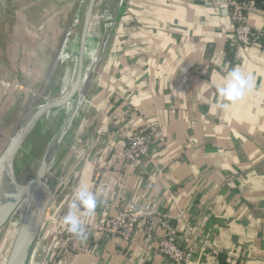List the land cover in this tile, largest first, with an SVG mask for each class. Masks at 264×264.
Listing matches in <instances>:
<instances>
[{"label": "crops", "instance_id": "obj_1", "mask_svg": "<svg viewBox=\"0 0 264 264\" xmlns=\"http://www.w3.org/2000/svg\"><path fill=\"white\" fill-rule=\"evenodd\" d=\"M21 3L31 29L25 40L40 45L67 0ZM221 6L220 0H128L71 153L73 166L92 141L95 147L70 196L75 168L58 190L42 246L57 231L67 197L72 202L76 191L87 188L98 199L94 214L81 216L84 226L122 209L151 210L176 225L182 247H193L191 264H264V47H235ZM249 22L263 29L264 11L256 10ZM67 43L71 57L77 35ZM19 44L20 37L14 46ZM90 45L94 55L97 44L91 39ZM7 56L0 47V120L21 93L3 67ZM236 67L252 77L253 86L222 107L217 89ZM12 91L16 97L9 100ZM146 123L161 129L160 140L150 158L125 162L121 129L130 133ZM8 228L13 235L15 225ZM84 243L89 252H68L59 264H174L158 254L157 241H146L141 225L130 240L94 235ZM48 261L41 250L34 264Z\"/></svg>", "mask_w": 264, "mask_h": 264}, {"label": "water", "instance_id": "obj_2", "mask_svg": "<svg viewBox=\"0 0 264 264\" xmlns=\"http://www.w3.org/2000/svg\"><path fill=\"white\" fill-rule=\"evenodd\" d=\"M22 1L0 0V47L8 54L7 64L3 67L8 68L9 82L17 83L21 90L12 105L7 106L10 109L5 119L0 120V191H4L0 199V236L9 229V225H15L0 264H34L41 250L47 252V259L50 256L55 239L63 228L61 217L72 196L65 200L57 231H51L50 241L45 247L41 243L48 228L51 209L72 168H75L76 175L67 184L69 196L77 187L89 161L88 153L95 147L92 141L88 153L73 166V147L90 113L111 39L128 5V0H67L65 6L56 12L58 21L53 32L41 40L40 45H32L31 40H25L31 36V29L28 18L21 17L25 13ZM220 1L221 14L229 17L235 31L229 2ZM76 35L79 42L74 83L64 98H60L62 92L49 98L46 92L48 87L51 89L50 83L55 78L59 54L67 39ZM18 37L20 44L16 48L14 42ZM90 38L97 44V58L85 79V55ZM27 47L31 50L30 54ZM17 52L18 57L15 58L13 53ZM15 93H10L13 97L9 100L16 97ZM74 99L76 103L65 119L48 123V114L60 110ZM44 123L54 127V131L47 133L42 128Z\"/></svg>", "mask_w": 264, "mask_h": 264}, {"label": "built area", "instance_id": "obj_3", "mask_svg": "<svg viewBox=\"0 0 264 264\" xmlns=\"http://www.w3.org/2000/svg\"><path fill=\"white\" fill-rule=\"evenodd\" d=\"M231 20L235 25V47H264V28H254L249 18L256 9L253 4L246 0H228ZM123 137V158L127 163H134L143 158H150L152 147L162 135L161 129L146 123L134 132L120 131ZM141 225L145 239L148 242L157 241L159 255L169 259L174 264H191L194 257L193 247H182L178 242V229L166 215L151 210L139 209L131 211L122 209L120 213L111 219L85 226V237L78 238L69 233L65 226L58 233L52 247L48 264H59L62 257L68 253H87L90 249L85 245V240L94 235L121 237L130 240L137 227ZM162 236L158 237V233Z\"/></svg>", "mask_w": 264, "mask_h": 264}, {"label": "clouds", "instance_id": "obj_4", "mask_svg": "<svg viewBox=\"0 0 264 264\" xmlns=\"http://www.w3.org/2000/svg\"><path fill=\"white\" fill-rule=\"evenodd\" d=\"M252 77L245 74L236 67L229 71L223 84L217 89L218 95L225 101L222 107H228L241 100L246 92L252 88ZM97 194L87 188L76 191L73 201L69 205V210L62 217L61 223L66 230L78 238L85 237V226L81 216H91L97 207Z\"/></svg>", "mask_w": 264, "mask_h": 264}, {"label": "bare ground", "instance_id": "obj_5", "mask_svg": "<svg viewBox=\"0 0 264 264\" xmlns=\"http://www.w3.org/2000/svg\"><path fill=\"white\" fill-rule=\"evenodd\" d=\"M83 10L80 11V13L78 14L75 24L77 23V19H79L81 13ZM68 40V39H67ZM78 42H79V36L77 35V44H76V48L74 50V53L71 55L68 54V50H67V41L65 42V44L63 45V48L59 54V58H58V65H57V69H59L60 71L62 70V67L64 68V75L62 77V86L60 89V94L62 92L61 95V99L64 98L70 91L73 83H74V78H75V68H76V64H77V57H78ZM91 38L88 39V43H87V50H86V65H85V79L87 78L88 74L91 72L96 58H97V50L96 52H94V55L92 54V50L90 49L91 45ZM73 65V69L71 70V66ZM52 81H54V79H52ZM50 88H51V83H50ZM48 95L52 96L51 91L48 87ZM51 96L49 98H51ZM48 98V99H49ZM50 101V100H48ZM76 103V99H74L73 101H71L70 103H68L66 106L62 107L60 110L56 111V112H52L50 114L47 115L46 119L47 121H49L48 123H58V119L61 118H66L72 111L74 105ZM4 191H0V199L2 198Z\"/></svg>", "mask_w": 264, "mask_h": 264}, {"label": "rangeland", "instance_id": "obj_6", "mask_svg": "<svg viewBox=\"0 0 264 264\" xmlns=\"http://www.w3.org/2000/svg\"><path fill=\"white\" fill-rule=\"evenodd\" d=\"M38 4L42 5V4H40L39 1H38ZM36 9L38 10V7ZM63 75H64V68L63 67H62L61 71L59 69L56 70L55 78H54L53 83L51 84V89H50L52 96L53 95H55V96H59L60 95V89H61V86H62V81H63L62 77H63ZM46 96H49L48 95V91L46 92ZM44 124H45V126L42 127V128L46 129L45 131L47 133H49V131L50 132L54 131V129H53L54 127H52L51 125H47L46 123H44ZM55 128H56V126H55ZM7 232H5L2 236H0V243H2V244H0V262L3 260V257H4V255L7 252L8 245H9V242H10L11 231L8 230Z\"/></svg>", "mask_w": 264, "mask_h": 264}, {"label": "trees", "instance_id": "obj_7", "mask_svg": "<svg viewBox=\"0 0 264 264\" xmlns=\"http://www.w3.org/2000/svg\"><path fill=\"white\" fill-rule=\"evenodd\" d=\"M253 4L256 10L264 11V0H246Z\"/></svg>", "mask_w": 264, "mask_h": 264}]
</instances>
